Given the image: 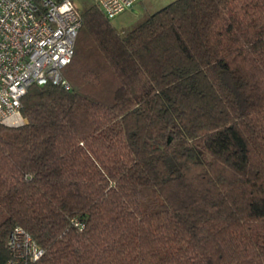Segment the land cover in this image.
I'll return each instance as SVG.
<instances>
[{"label":"trees","instance_id":"16d2710c","mask_svg":"<svg viewBox=\"0 0 264 264\" xmlns=\"http://www.w3.org/2000/svg\"><path fill=\"white\" fill-rule=\"evenodd\" d=\"M80 14L70 87L0 123V264L15 226L27 264H264V0Z\"/></svg>","mask_w":264,"mask_h":264},{"label":"built area","instance_id":"2783aa9c","mask_svg":"<svg viewBox=\"0 0 264 264\" xmlns=\"http://www.w3.org/2000/svg\"><path fill=\"white\" fill-rule=\"evenodd\" d=\"M92 1L112 19L138 0ZM81 22L76 0H0L1 124L25 121L21 99L31 85L70 87L62 70L74 55ZM8 248L11 256L3 264H27L44 252L21 226L10 232Z\"/></svg>","mask_w":264,"mask_h":264},{"label":"rangeland","instance_id":"374dc122","mask_svg":"<svg viewBox=\"0 0 264 264\" xmlns=\"http://www.w3.org/2000/svg\"><path fill=\"white\" fill-rule=\"evenodd\" d=\"M76 1L80 7L93 2L92 0ZM171 1L172 0H138L131 8L124 10L112 18V22L119 30L129 29L137 22L144 19L147 14L157 10Z\"/></svg>","mask_w":264,"mask_h":264}]
</instances>
